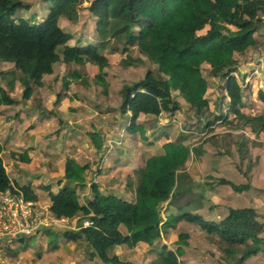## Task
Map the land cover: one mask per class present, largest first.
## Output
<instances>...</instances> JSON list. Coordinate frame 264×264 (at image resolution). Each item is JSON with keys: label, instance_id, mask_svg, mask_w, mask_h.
<instances>
[{"label": "trees", "instance_id": "obj_1", "mask_svg": "<svg viewBox=\"0 0 264 264\" xmlns=\"http://www.w3.org/2000/svg\"><path fill=\"white\" fill-rule=\"evenodd\" d=\"M44 1L48 12L41 21H33L36 13L29 18L17 15L20 10L29 13V3L0 0V64L13 65L12 69L0 72V80L13 89L20 73L23 101L32 100L34 106L41 109L34 90L42 87L44 78L53 75L55 65L61 61L66 66H84L87 60L98 66L96 83L106 86L103 76L109 61L106 54L100 52L121 53L125 57L122 64L129 67L144 62L140 58L132 59L131 51L135 50L155 68L149 69L140 81L125 84L121 90L119 113L131 119L127 130L135 132L142 128L137 124L141 115L173 117L183 108L192 114L187 119L198 123L196 132L179 135L174 141L165 135L163 153L148 158L142 168L126 177V189L133 194L130 201L102 194L99 187L92 184L93 197H87L86 204L80 203L78 189L86 183L88 166L67 159L66 181H62L66 184L57 194L49 193L50 209L56 217L79 218L80 225L90 219L93 225L80 230L81 236L77 231L67 230L65 237L73 241L86 240L90 260L97 257L104 264H127L114 255L118 246L133 248L139 243L153 246L166 229L186 220L212 236L209 239L218 247L225 264H244L260 254L264 250V225L253 208H229L219 223L186 211L164 218L162 208L165 204H174L184 194L181 181L187 178V173L181 170L191 157L199 158L204 153L202 146L186 144L190 136L200 132L207 142H213L219 137L216 127L225 126L228 132H237L227 136L234 140L236 151L244 156L246 145L251 142L246 133L251 132L256 140L264 133V114L255 113L259 103L246 106L249 92L239 84L245 74L239 70L236 57L245 56L248 50L258 46L264 49V35L260 34L264 33V0H94L89 12L96 19L98 38L90 44L59 26L61 18L78 22L85 0ZM205 65L222 83L221 97L213 112L207 99L209 84L204 76ZM70 76L79 80L81 73L73 69ZM69 84L65 81V86ZM179 97L184 103L178 101ZM258 100L263 107V91L258 92ZM19 103L0 86V108ZM90 134L99 152V133ZM3 151L0 145V192L13 191ZM19 158L28 161L26 157ZM218 184L229 186L238 194L252 189L250 183L236 185L225 178H220ZM17 188L27 200L37 201L29 186L17 185ZM120 226L126 228L127 235L121 233ZM43 231L57 230L43 228L40 232ZM177 242L187 246V236L180 234ZM154 264L179 262L177 255L163 246Z\"/></svg>", "mask_w": 264, "mask_h": 264}, {"label": "rangeland", "instance_id": "obj_2", "mask_svg": "<svg viewBox=\"0 0 264 264\" xmlns=\"http://www.w3.org/2000/svg\"><path fill=\"white\" fill-rule=\"evenodd\" d=\"M20 1L29 3L31 11L26 13L20 10L17 14L18 16L29 18L36 13L32 20L41 21L48 12L47 3L44 0ZM92 1L94 0H85L79 10L78 22L72 23L63 18L59 21L61 29L72 34L76 39H81L82 42L87 41L89 44L98 38L96 19L89 12ZM258 40L262 41L260 38ZM100 54H106L109 61L103 76L106 86L96 83V75L99 74L98 66L87 60H85L84 66L77 64L66 66L61 61L55 65L54 74L44 78L42 87L34 90V96L41 101L42 107L40 110L35 108L33 103H25L26 105H23L24 88L20 82L22 79L20 73L17 74L18 81L13 89L0 80V86L6 90L9 97L21 101L18 105L2 106L0 108V143L2 145L6 143V129L9 126L7 122L14 119L16 115L22 118L26 116L25 123L20 126V139L24 136V131L29 125L41 126L30 136V139L29 137L26 140L24 139L26 142L24 147L26 148L29 143H32L33 148H29V152L32 153L33 157L31 161L34 162V165L39 170H42L40 172L42 175L45 173L46 165H48L49 173L54 163L58 164L64 160L62 159L63 155L58 150H61L64 156L73 158L74 155L69 153L70 147L68 146L71 142L75 143L76 145L72 148V154H78V163L81 166H88L85 173L86 183L78 189L80 203L82 204L85 203V196L87 197L91 193L92 184L97 183L94 181H104L103 183L107 189L96 184L102 194H113L111 192L116 188L111 191L112 187L126 182L127 176L123 178L125 173H114V169L111 170L110 176L105 178L101 174V167L105 166L106 169L110 170L117 164L121 168H126V164H130V169H134L137 156L141 157L142 160L139 161V164H141L148 158L163 153V145L166 143L165 138L160 136L163 131L167 133L169 140L174 141L179 135L193 134L198 128V123L187 119V117L191 118L192 114L183 108L179 114L177 113L173 117L163 115L144 118L143 116L138 120L140 125H143L142 128L135 132L121 131V125L114 124L113 120L115 115L118 116L116 112H119L122 104L121 88L125 84L132 85L135 81L141 80L149 69L153 70L155 67L135 50L131 51L132 59L140 58L144 62L133 63L129 67L122 64V60L125 57L121 53L109 54L107 51H101ZM236 57L239 60V70L245 74L244 81L240 79L239 84L249 92L245 99L246 106H250L252 102H257L259 103V108H257L258 110L255 113L264 114V106L262 107V102L258 100V92H264V49L258 46L248 50L245 56L240 57L237 55ZM12 67V64H0V72L10 70ZM207 67V65L204 66V76L209 84L207 99L210 101V111L213 112L216 102L221 97L222 83L209 73ZM73 69L80 71L81 77L79 80H74L70 76ZM235 77L238 78L237 73H235ZM65 81L70 84L65 86ZM174 95L177 94L174 93ZM178 101L184 103L180 97ZM58 108H60L59 112ZM59 116L62 117L61 120L58 119ZM124 119L127 120V117L122 118V120ZM39 121L42 122L40 123ZM64 121L73 123V125L83 124L84 127L59 131L58 127L60 125L57 124ZM86 129L99 133V141L97 143L101 146L99 152L94 149V144L90 141L91 134L84 132ZM215 132L219 137L213 142H207L200 132L190 136L187 140L186 144L189 147L202 146L204 154L199 158L193 156L191 162L186 164L181 170L187 173V178L181 181V190L185 194L174 204L168 203L163 206V217L166 218L170 215L179 216L186 211V213L191 215H199L206 221L219 223L225 218L229 208L249 207L257 211L259 220L264 225V133L257 140L251 132L248 131L246 133L251 142L247 143V152L242 156L236 151L234 140L227 136L228 133L234 135L237 132H228L225 126L216 127ZM57 133V147L59 149L55 148L56 144L53 142ZM157 137L159 138L156 139ZM145 138L150 141L148 145L145 144ZM28 141L30 142L28 143ZM86 141L89 143L87 148L84 145ZM16 144L22 145L15 140V144H12V147L3 156L10 176H13L11 168L13 161L25 162L16 158V156L23 153L15 146ZM35 145L36 147L42 145V148L40 149L39 147L37 149ZM151 145L152 147H150ZM53 151H55V154L52 156ZM42 159L45 161L44 164ZM34 173L35 178H38L37 173L39 171ZM245 173L248 174V177L245 176ZM61 178L60 172H53L50 175L51 182H48L50 188L48 190L47 188L44 189L48 193L52 192L55 194L59 191L58 186H60L59 180ZM220 178H225L236 185L250 183L252 189L244 194H236L231 187L219 185L218 181ZM121 181L124 182L121 183ZM46 182L47 180L44 183ZM44 183L42 181V184H39L43 186ZM65 184L62 182L61 185L64 187ZM81 195L84 196L81 197ZM41 200L47 201V196H41ZM40 204L47 205L49 203L46 204V202L40 201ZM71 226L72 224L68 227ZM183 233L187 236L188 246L179 247L176 241L179 240V235ZM216 237L214 236V238ZM262 237H264V231ZM162 238L154 247V251L157 252L158 248L164 246L162 240L165 239L171 250L182 249V252H177L179 264H225L218 247L209 239L212 236H209L199 226L191 224V222L186 220L175 222L172 227L164 231ZM59 239H66L63 232L48 231L46 234L38 232L22 241L7 240L1 242L0 264H58L60 258L68 256L71 259L62 258L59 260V264H68L70 262H73V264H90L89 257L83 261L80 256H76L73 253L72 244L66 243L59 248L60 250L53 249L52 247L57 246ZM85 245L83 242L74 244L76 251L77 249L83 251L81 256H87L84 252L86 249ZM123 248L127 249L123 250L124 254L120 258L122 261H127V253L132 252V249H128L126 246ZM133 251L134 253L129 254V256L136 257L138 250L135 249ZM155 254L157 255L158 253ZM64 259L70 262H66ZM154 261L155 258L150 263L153 264ZM244 264H264V250L256 257L248 259Z\"/></svg>", "mask_w": 264, "mask_h": 264}, {"label": "crops", "instance_id": "obj_3", "mask_svg": "<svg viewBox=\"0 0 264 264\" xmlns=\"http://www.w3.org/2000/svg\"><path fill=\"white\" fill-rule=\"evenodd\" d=\"M264 35V34H263ZM52 76V75H51ZM144 78V77H143ZM143 78H141V79H143ZM138 81H140V80H138ZM135 82H137V81H135ZM124 86V85H123ZM123 88V87H122ZM122 88H121V90H122ZM122 97V96H121ZM20 103H21V101H20ZM19 103V104H20ZM25 103H32V100H29L28 102H25V101H23V105L25 106L26 104ZM18 105V104H17ZM11 106H14V105H11ZM6 107H8V106H6ZM35 107V106H34ZM36 108V107H35ZM38 109V108H37ZM59 109L60 108H58L57 110H58V112H59ZM40 110V109H39ZM39 112V111H38ZM38 112H37V114H38ZM116 114H118V116H114L113 117V120H114V124H116V125H121L120 126V129H122L121 131H128L127 130V127L130 125V116H126L127 117V120L126 119H124V120H122V116H121V114L119 113V112H116ZM16 115V114H15ZM14 116V115H13ZM144 116V118H147V117H155V116H148V115H141L140 116V118L141 117H143ZM163 116V115H162ZM26 118V116L25 117H21V116H15V118L14 119H12L10 122H7L8 124H9V126L7 127V131H6V134H7V136H6V139H5V144L4 145H2L1 143H0V145L1 146H3V148H4V151H3V154H2V158H3V156H4V153L6 152V151H8L12 146V144H15V140L16 141H18V143H20V144H22L21 146H19L18 144H16L15 146L19 149V150H21V152H23L22 154H20L22 157H26L27 159H28V161H25L24 163L23 162H20V161H17V160H15V161H13V163L11 164V168H12V171H13V176H10V174L8 173V176H9V178H10V180H11V183H12V185H14V187L15 188H17V185H20V186H29L30 187V189H31V191H32V193H34L36 196H37V200H38V202L40 203V201L41 202H46V204L47 203H49V193L44 189V188H50V185L48 184V182H51V180H50V175L53 173V172H60L61 173V175H62V178H61V180H59V182L61 183L62 181H65V179H66V175H65V165H66V160L67 159H73V160H75L77 163H78V154H72L73 153V146L74 145H76L75 143H70V145L68 146V147H70L69 148V153L71 154V155H74L73 156V158H69L68 156H64V154H63V152L61 151V150H58V152H61V154L63 155V157H62V159H64L61 163H58V164H56V163H54L52 166H51V171L48 173V165H46L47 166V168L46 169H44V171H45V173H43L44 175H42L40 172H42V170H39V168L38 167H36L35 165H34V162L33 161H31L32 160V153L31 152H29V148H33V145H31L32 143H29L30 141H28V143H29V145H27V147L25 148L24 147V144H26V142L24 141V139L26 140V138L27 137H29V139H30V136L36 131V129L37 128H39V127H41V126H36V125H33L32 123V125H29L26 129H25V131H24V136L20 139V126H23V124L25 123V119ZM139 118V119H140ZM58 119H62V117L61 116H59L58 117ZM138 119V120H139ZM117 120V121H116ZM120 120V121H119ZM40 122V121H39ZM42 122V121H41ZM40 122V123H41ZM44 122V121H43ZM68 122H70V121H68ZM137 124H139V126L140 127H143V125H140V122L139 121H137ZM57 125H60V127H58V130L59 131H64V130H66V129H75V128H83L84 127V125L83 124H75V125H73V123H66V121H64V122H59V124H57ZM103 126V125H102ZM58 131V132H59ZM108 131L111 133V131L108 129ZM19 132V133H18ZM84 132L85 133H91V132H93V131H89L88 129H86V130H84ZM129 132V131H128ZM165 135H167L164 131L160 134V136L161 137H164L165 138ZM109 138H110V136H109ZM159 137H157L156 139H158ZM57 139H58V133H57V135H56V138L53 140V142H54V144H56V146H55V148L56 149H59L58 147H57V145H58V143H57ZM146 139V138H145ZM166 141H167V139H165ZM91 141V140H90ZM110 141V140H109ZM172 141V140H171ZM92 142V141H91ZM150 141H148V139H146V141H145V144L146 145H148V143H149ZM93 144V143H92ZM84 145L86 146V148L88 147V145H89V143H87V141L86 142H84ZM39 147H40V149L42 148V145H39ZM39 147H36V145H35V148H37V149H39ZM79 147V146H78ZM78 147H75V148H78ZM94 147V149H95V145L93 146ZM144 147V146H143ZM150 147H152V145L150 146ZM45 149H47V148H45ZM96 150V149H95ZM97 151V150H96ZM55 154V151H53L52 152V156ZM204 154V153H203ZM16 156V158L17 159H20L19 157H21V156ZM202 156V155H201ZM200 156V157H201ZM142 159H141V157L140 156H137L136 157V160H135V164H136V166H135V168L134 169H130V164H126V168H121L120 167V165L119 164H117L116 166H114V167H112L110 170H108V169H106L105 168V166H103V167H101L100 168V170H101V174H103V176L105 177V178H108L109 176H110V174L112 173V169H114L115 170V172L114 173H125V175H123V178H125V176H128V175H132L133 174V171L134 170H136V169H138V168H142L143 166H144V164H145V162L143 161L141 164H139V161H141ZM191 160H192V157H191V159L189 160V162H187V164L188 163H190L191 162ZM3 161H4V159H3ZM23 161V160H22ZM146 161V160H145ZM42 162H43V164L45 163V161H43V159H42ZM79 164V163H78ZM4 165H5V167L7 168V166H6V164H5V162H4ZM80 165V164H79ZM127 169V171H125ZM6 171H7V169H6ZM36 171H39V173H37V175H38V178H35V173L34 172H36ZM124 171V172H123ZM65 177V178H64ZM37 180H40L39 182H35V181H37ZM45 180H47V182L46 183H44L45 182ZM42 181H43V183H44V185L42 186L41 184H42ZM94 182H97L96 184L97 185H101V186H103V187H105V184L103 183V182H98V181H94ZM124 181H121V183H123ZM39 183H41V184H39ZM63 183H66V182H63ZM93 184H95V183H93ZM86 186V185H85ZM61 188H63V185H61L60 184V186H58V190H60ZM87 188H88V186H87ZM116 188V189H115ZM18 189V188H17ZM51 189H52V187H51ZM105 189H107V187H105ZM115 189V190H114ZM114 190V191H113ZM109 191H110V189H109ZM111 191H113V192H111V193H113V195H116V196H119V197H121V198H123V199H126V200H128V201H130L131 199H132V197H133V194L131 193V192H128L127 191V189H126V182H124V184H118V185H116L115 187H112L111 188ZM56 193H58V191L56 192ZM55 193V194H56ZM185 194V193H184ZM183 194V195H184ZM236 194H238V193H236ZM41 196H47V201H45V200H41ZM82 196H84V195H81V197ZM89 196H91V197H93L92 196V194L90 193L87 197H89ZM86 196H85V198H84V200H86V198H87ZM181 197V196H180ZM180 197H179V199H180ZM179 201V200H178ZM83 204H86V201H85V203H83ZM47 205H49V204H47ZM201 217V216H200ZM191 224H194V223H191ZM196 225V224H195ZM197 226H199V225H197ZM199 228L201 229V227L199 226ZM57 231H60V232H63L64 233V236H65V233H66V231L67 230H69V229H56ZM71 230V229H70ZM202 230V229H201ZM120 231H121V233L123 234V235H127V230H126V228L124 227V226H120ZM43 233L44 234H46V231H43ZM164 233V232H163ZM162 236H163V234H162ZM28 238H30V237H28ZM66 239H59L58 240V242H57V246L56 247H52L53 249H55V250H60L59 248L60 247H62V246H64L66 243L67 244H72L71 245V248H72V251H73V253H75L76 254V256H80L81 257V259L84 261L87 257H88V242L86 241V240H83V239H81V240H77V241H73V240H68V238L67 237H65ZM161 239H163V238H161ZM160 239V240H161ZM159 240V241H160ZM159 241H157L153 246H150V245H148V244H145V243H139L137 246H134L133 248H128V249H132V252L130 251L129 253H127L128 254V260L127 261H122L121 260V258H120V256L121 255H123L124 253H123V250H125V249H127V248H123L124 246H118L116 249H115V251H114V255H116L122 262H125V263H127V264H151L150 262L153 260V258H155V261L153 262V264L157 261V258H158V254H159V252L158 251H160V249L163 247V246H161V248H158V251L157 252H155L154 250V247L158 244V242ZM163 241V244H164V246H166L167 248H168V250H171L170 248H169V244L167 243V241H165V239L164 240H162ZM178 241V240H177ZM176 241V242H177ZM60 242V244L58 245V243ZM80 242H83V243H85L86 245V249H85V254H87V256L86 255H82L81 256V253L83 252L82 250H80V249H77V251H76V248L74 247V244H80ZM175 242V243H176ZM177 244L179 245V247H182V246H185V245H181V244H179L178 242H177ZM61 245V246H60ZM188 246V245H187ZM121 248V249H120ZM135 249H137L138 250V252H136V257H133V256H129V254H132V253H134V251L133 250H135ZM171 251H173V250H171ZM176 255H177V252H182V249H178L177 251H173ZM155 253H158L157 255L155 254ZM181 254V253H180ZM62 258H66V259H71V257L70 256H68V257H62ZM62 258H60V259H62ZM137 258H138V261H137ZM177 258H178V255H177ZM59 259V260H60ZM66 259H64L66 262H70V261H67ZM59 260H58V264L60 263L59 262ZM89 261H90V264H104L99 258H94L93 260H90V259H88ZM71 264H73V262H70ZM70 263H68V264H70Z\"/></svg>", "mask_w": 264, "mask_h": 264}, {"label": "built area", "instance_id": "obj_4", "mask_svg": "<svg viewBox=\"0 0 264 264\" xmlns=\"http://www.w3.org/2000/svg\"><path fill=\"white\" fill-rule=\"evenodd\" d=\"M70 224H72L71 227ZM79 219L56 217L50 205H41L38 200H27L22 191L14 190L0 192V243L10 237H31L43 228L80 230L93 225L91 220H84L79 225Z\"/></svg>", "mask_w": 264, "mask_h": 264}, {"label": "water", "instance_id": "obj_5", "mask_svg": "<svg viewBox=\"0 0 264 264\" xmlns=\"http://www.w3.org/2000/svg\"><path fill=\"white\" fill-rule=\"evenodd\" d=\"M260 34L263 35L264 33L261 32ZM77 235H78V236H81V233H80V232H77ZM23 238H24V237H18V240L23 239ZM8 240H12V239L9 237Z\"/></svg>", "mask_w": 264, "mask_h": 264}, {"label": "clouds", "instance_id": "obj_6", "mask_svg": "<svg viewBox=\"0 0 264 264\" xmlns=\"http://www.w3.org/2000/svg\"><path fill=\"white\" fill-rule=\"evenodd\" d=\"M49 205H50V204H49ZM75 219H76V218H75ZM78 219H79V218H78ZM89 220H90V219H89ZM83 221H84V220H83ZM83 221H82V222H83ZM79 223H80V219H79ZM81 225H82V224H81ZM67 229H69V230H70L71 228H67ZM71 230H73V229H71ZM80 230H82V229H80ZM80 230H73V231L80 232ZM25 238H28V237H25ZM17 240H18V239H17Z\"/></svg>", "mask_w": 264, "mask_h": 264}]
</instances>
